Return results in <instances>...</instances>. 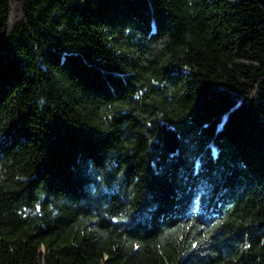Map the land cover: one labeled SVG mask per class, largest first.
<instances>
[{
	"label": "trees",
	"instance_id": "obj_1",
	"mask_svg": "<svg viewBox=\"0 0 264 264\" xmlns=\"http://www.w3.org/2000/svg\"><path fill=\"white\" fill-rule=\"evenodd\" d=\"M0 264H264L257 0H0Z\"/></svg>",
	"mask_w": 264,
	"mask_h": 264
},
{
	"label": "water",
	"instance_id": "obj_2",
	"mask_svg": "<svg viewBox=\"0 0 264 264\" xmlns=\"http://www.w3.org/2000/svg\"><path fill=\"white\" fill-rule=\"evenodd\" d=\"M261 7L264 9V0H257ZM160 130L162 136V145L166 154L170 157L178 156V146H179V135L175 128L167 123H160Z\"/></svg>",
	"mask_w": 264,
	"mask_h": 264
}]
</instances>
